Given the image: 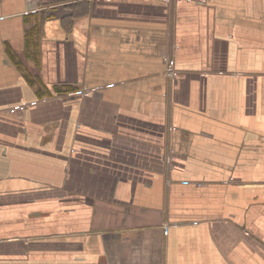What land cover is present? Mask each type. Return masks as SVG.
Listing matches in <instances>:
<instances>
[{
	"label": "crops",
	"instance_id": "1",
	"mask_svg": "<svg viewBox=\"0 0 264 264\" xmlns=\"http://www.w3.org/2000/svg\"><path fill=\"white\" fill-rule=\"evenodd\" d=\"M0 264H264V0H0Z\"/></svg>",
	"mask_w": 264,
	"mask_h": 264
},
{
	"label": "built area",
	"instance_id": "2",
	"mask_svg": "<svg viewBox=\"0 0 264 264\" xmlns=\"http://www.w3.org/2000/svg\"><path fill=\"white\" fill-rule=\"evenodd\" d=\"M167 2H169L170 0H166ZM176 1H181V0H176ZM167 64H168V75L172 78V79H177L178 77V72L174 67V64L172 61H169V58H167ZM92 91H89V89H85L84 93L86 95H89Z\"/></svg>",
	"mask_w": 264,
	"mask_h": 264
}]
</instances>
